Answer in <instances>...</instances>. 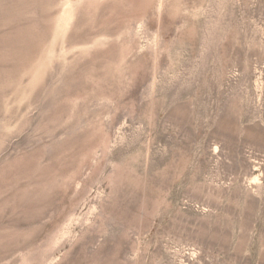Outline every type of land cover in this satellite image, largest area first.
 <instances>
[{
	"label": "rangeland",
	"instance_id": "374dc122",
	"mask_svg": "<svg viewBox=\"0 0 264 264\" xmlns=\"http://www.w3.org/2000/svg\"><path fill=\"white\" fill-rule=\"evenodd\" d=\"M0 264H264V0H0Z\"/></svg>",
	"mask_w": 264,
	"mask_h": 264
}]
</instances>
